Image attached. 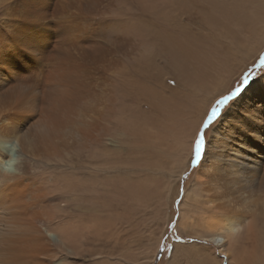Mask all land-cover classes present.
<instances>
[{"label":"bare ground","instance_id":"1","mask_svg":"<svg viewBox=\"0 0 264 264\" xmlns=\"http://www.w3.org/2000/svg\"><path fill=\"white\" fill-rule=\"evenodd\" d=\"M193 15L230 42L247 27L230 0H0V264L112 261L129 188L145 191L181 143L182 76L207 87L238 59L205 55ZM194 175L180 225L231 264H264V79L230 104Z\"/></svg>","mask_w":264,"mask_h":264},{"label":"rangeland","instance_id":"2","mask_svg":"<svg viewBox=\"0 0 264 264\" xmlns=\"http://www.w3.org/2000/svg\"><path fill=\"white\" fill-rule=\"evenodd\" d=\"M236 6L241 8L242 19L244 18L247 22L246 29L241 32L238 29L237 31L232 30L231 27L230 32L235 33L236 38H239V41L236 42H230L228 38L225 39L226 33L220 32V29L206 26L197 17L198 15H193L190 19H185L184 21V24L194 25L196 28L198 24L201 26V37L206 39L205 43L208 44L204 47L205 55L209 54L210 56L208 57L214 59L216 58V50L220 53L221 51L225 53L233 51V55L238 59L234 60V58H231L229 60L227 55L225 58L223 57L222 61H220L221 69L218 70V78L212 84L206 85L207 87L200 86L199 88L197 87V80H189L182 76V80L179 83L183 100V104H181L183 113L180 121V133L182 132V134H179V137L182 138L180 140L181 143H179L181 147L176 144V140H169L164 158L160 163L161 166L157 167H161V174L156 173L155 176L146 178L149 185L146 186L145 191H139L140 186L137 184H132V187L129 188L130 191L135 189L138 191H131L132 195L135 192V199L131 207L127 204L125 209L123 207L119 208L121 220L119 222L118 247L115 249L116 253L112 261L111 259L108 261L109 264H203L201 255L204 254L214 257L219 264H231L229 258L221 255L213 243L194 235L189 228L180 225V211L185 192L193 185L195 170L199 162L195 156L196 138L200 132H203L202 155L214 127L218 126L221 117L230 104L235 101L237 95L221 107L219 118L207 130L203 129L201 131L202 122L206 119V114L210 113L216 101L222 99L223 96L230 95L237 89H239L240 93L250 83L255 82L257 79H264V65L261 64V58L264 55V35L257 32L258 23L264 19V0H230V8ZM249 13L252 14L249 15ZM247 16L251 17V20ZM192 28L194 29V27ZM228 35L231 37V33ZM245 39H247L246 42H244ZM240 45H244L243 48H247L249 54L258 50L249 62H245L242 59V55L245 58V52L240 49ZM239 59H241V63H235ZM223 67H225L224 70L234 68L236 72L238 71L234 79L230 78L233 80L229 85V76L231 74L223 75V73H220L223 71ZM167 77L169 78L165 81ZM174 80L176 79L171 77V75H164L161 79L162 82H165L167 88L175 86L176 82ZM183 156L187 166L183 169L184 172L182 170L179 175L180 170L174 168L175 161L178 159L182 162ZM156 159L157 161L151 166V169L159 163L160 159ZM133 180L135 181L136 178ZM149 186L150 188H148ZM118 198L120 199L119 196ZM121 198L126 197L121 196ZM183 248L190 249V252L191 248H194L198 253L186 256L181 251ZM106 257L104 260H107Z\"/></svg>","mask_w":264,"mask_h":264},{"label":"snow or ice","instance_id":"3","mask_svg":"<svg viewBox=\"0 0 264 264\" xmlns=\"http://www.w3.org/2000/svg\"><path fill=\"white\" fill-rule=\"evenodd\" d=\"M261 64L264 65V60H261ZM239 94V89L236 92L232 93V95H225L222 99L216 101L214 107L211 108L210 113L206 114V119L202 122V128L207 130L210 125H212L221 115V107L225 105L228 101L232 100L234 96ZM204 144L203 132H200L195 141V156L196 159L199 160L201 156V149Z\"/></svg>","mask_w":264,"mask_h":264},{"label":"water","instance_id":"4","mask_svg":"<svg viewBox=\"0 0 264 264\" xmlns=\"http://www.w3.org/2000/svg\"><path fill=\"white\" fill-rule=\"evenodd\" d=\"M261 60H264V55H263V57L261 58ZM243 86V85H242ZM236 92V91H235ZM234 93V92H233ZM230 95H232V93L230 94ZM203 130V128L201 129V131Z\"/></svg>","mask_w":264,"mask_h":264},{"label":"trees","instance_id":"5","mask_svg":"<svg viewBox=\"0 0 264 264\" xmlns=\"http://www.w3.org/2000/svg\"><path fill=\"white\" fill-rule=\"evenodd\" d=\"M249 73H250V71H249Z\"/></svg>","mask_w":264,"mask_h":264}]
</instances>
